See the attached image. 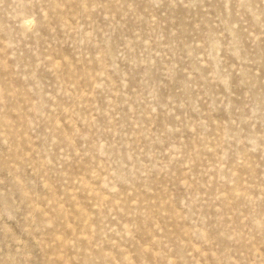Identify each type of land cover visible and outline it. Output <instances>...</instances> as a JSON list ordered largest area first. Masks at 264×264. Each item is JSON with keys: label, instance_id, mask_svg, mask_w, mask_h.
Listing matches in <instances>:
<instances>
[{"label": "rangeland", "instance_id": "1", "mask_svg": "<svg viewBox=\"0 0 264 264\" xmlns=\"http://www.w3.org/2000/svg\"><path fill=\"white\" fill-rule=\"evenodd\" d=\"M0 264H264V0H0Z\"/></svg>", "mask_w": 264, "mask_h": 264}]
</instances>
